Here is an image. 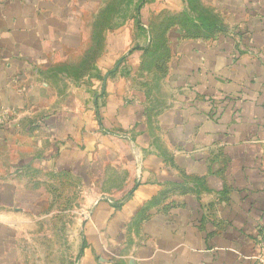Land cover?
<instances>
[{
	"label": "crops",
	"instance_id": "crops-1",
	"mask_svg": "<svg viewBox=\"0 0 264 264\" xmlns=\"http://www.w3.org/2000/svg\"><path fill=\"white\" fill-rule=\"evenodd\" d=\"M216 1L217 39L169 31L160 97L142 77L148 25L183 0L101 34L112 0H0V264L51 209H88L76 264H257L264 0Z\"/></svg>",
	"mask_w": 264,
	"mask_h": 264
},
{
	"label": "rangeland",
	"instance_id": "rangeland-1",
	"mask_svg": "<svg viewBox=\"0 0 264 264\" xmlns=\"http://www.w3.org/2000/svg\"><path fill=\"white\" fill-rule=\"evenodd\" d=\"M121 1V0H118ZM125 4L123 6V14L126 18L133 19L135 17V4L129 5L126 3L129 0H124ZM186 1V0H183ZM203 0H201L202 2ZM208 2L217 3L216 0H206ZM204 2V1H203ZM206 8L214 11L218 14V7L205 4ZM234 10V5L230 7ZM181 13V12H180ZM146 17V14L144 13ZM177 16L175 13H170L168 11H163L158 14H154L153 20L151 21L152 29L155 33L156 45H160V37L163 36L164 31L171 26L174 22V17ZM220 16V15H219ZM226 26V25H225ZM156 48V46H154ZM164 52H157V55L163 57ZM157 62L153 65H146V71H143L142 77L147 83V88L150 92L155 91V94H159L162 97L161 92V81L164 78V65L159 64L156 67ZM141 77V76H140ZM141 77V78H142ZM138 78V76H137ZM67 198L66 208L74 206L78 201V208L83 204L85 199L82 197L78 191V198L70 196ZM50 214L45 212L39 218L37 222L35 237L29 242L22 238V243L20 244V259L17 264H76L74 261V256L76 254V247L74 245L75 235H78V261H79V250H80V235L81 226L84 223L87 215L88 209H51ZM15 264V263H13Z\"/></svg>",
	"mask_w": 264,
	"mask_h": 264
},
{
	"label": "trees",
	"instance_id": "trees-1",
	"mask_svg": "<svg viewBox=\"0 0 264 264\" xmlns=\"http://www.w3.org/2000/svg\"><path fill=\"white\" fill-rule=\"evenodd\" d=\"M136 2V3H135ZM149 2V0H129L126 3L131 5L135 4V18H138V24L141 26V13L143 7ZM186 8L181 13H176L174 22L171 26H168L162 37H160V45H156L155 33L152 29L151 22L148 25V31L151 35L150 47L146 50V65H153L155 62L156 67L159 66L160 62L164 65L169 56L168 48V33L174 28H178L183 36L192 39H206L214 40L217 39L220 34L226 33V26L224 21L214 11L208 9L201 0H186L184 1ZM125 4L124 0H112L110 5L107 6L106 11L103 13L101 20L96 24V30L100 34L111 25V18L114 15L120 14L123 10L122 6ZM140 18V19H139ZM143 28V27H142ZM100 38H96L99 40ZM156 46V48L154 47ZM164 52L163 57L160 59V55L157 52ZM165 74V72H164ZM165 76V75H164Z\"/></svg>",
	"mask_w": 264,
	"mask_h": 264
},
{
	"label": "built area",
	"instance_id": "built-area-1",
	"mask_svg": "<svg viewBox=\"0 0 264 264\" xmlns=\"http://www.w3.org/2000/svg\"><path fill=\"white\" fill-rule=\"evenodd\" d=\"M12 121V111L5 108H0V129L8 126ZM257 264H264V231L258 243L257 254L254 258Z\"/></svg>",
	"mask_w": 264,
	"mask_h": 264
}]
</instances>
